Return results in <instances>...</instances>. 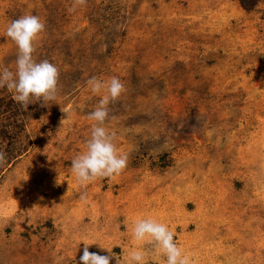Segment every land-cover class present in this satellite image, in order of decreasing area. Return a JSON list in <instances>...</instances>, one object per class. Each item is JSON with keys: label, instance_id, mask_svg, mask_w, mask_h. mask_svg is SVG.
Instances as JSON below:
<instances>
[{"label": "rangeland", "instance_id": "rangeland-1", "mask_svg": "<svg viewBox=\"0 0 264 264\" xmlns=\"http://www.w3.org/2000/svg\"><path fill=\"white\" fill-rule=\"evenodd\" d=\"M72 3L0 0V71H15L6 29L23 15L45 24L34 59L59 70L47 104L0 88V264H80L84 240L122 258L148 216L192 264H264V0ZM93 76L125 85L104 127L128 163L83 187L71 162L95 123Z\"/></svg>", "mask_w": 264, "mask_h": 264}, {"label": "clouds", "instance_id": "clouds-1", "mask_svg": "<svg viewBox=\"0 0 264 264\" xmlns=\"http://www.w3.org/2000/svg\"><path fill=\"white\" fill-rule=\"evenodd\" d=\"M87 0H73L68 8L74 12L77 7L86 5ZM45 30V24L36 15H23L13 20L6 29V36L17 46L15 71L7 67L0 71V88L6 87L13 93V99L26 110L32 102L42 100L44 104L54 101L57 94L59 78L58 68L47 59L37 61L33 57L36 51L34 42ZM90 91L100 95L96 107L88 112V120L94 121L91 125L90 137L86 141V150L76 155L71 162V172L77 182L86 187L98 178L113 179L127 167V154L121 153L114 143L116 134L104 127L109 117V106L117 102L125 91V85L118 77L101 80L93 76L87 80ZM66 112L64 107H61ZM67 113V112H66ZM64 120L61 121V124ZM5 160L4 153L0 152V163ZM87 193L81 194L86 200ZM134 247L125 250L122 248V258L112 253V248L99 243L100 249L111 255H101L90 252L88 241L84 240L83 254L80 264H110L115 256L116 264H147V252L144 245L151 246L156 258L155 264H192L191 257L185 254L174 240L175 233L168 225L156 218L136 217L130 228ZM126 252V254H124ZM164 260L161 262L160 258Z\"/></svg>", "mask_w": 264, "mask_h": 264}, {"label": "trees", "instance_id": "trees-1", "mask_svg": "<svg viewBox=\"0 0 264 264\" xmlns=\"http://www.w3.org/2000/svg\"><path fill=\"white\" fill-rule=\"evenodd\" d=\"M251 7V5L250 6H247V8H250Z\"/></svg>", "mask_w": 264, "mask_h": 264}]
</instances>
